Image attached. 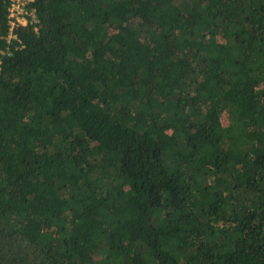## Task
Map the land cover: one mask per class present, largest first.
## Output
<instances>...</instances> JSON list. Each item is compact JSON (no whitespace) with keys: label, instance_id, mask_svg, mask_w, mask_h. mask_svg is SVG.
Returning a JSON list of instances; mask_svg holds the SVG:
<instances>
[{"label":"trees","instance_id":"16d2710c","mask_svg":"<svg viewBox=\"0 0 264 264\" xmlns=\"http://www.w3.org/2000/svg\"><path fill=\"white\" fill-rule=\"evenodd\" d=\"M10 4L0 264H264V0Z\"/></svg>","mask_w":264,"mask_h":264},{"label":"built area","instance_id":"2783aa9c","mask_svg":"<svg viewBox=\"0 0 264 264\" xmlns=\"http://www.w3.org/2000/svg\"><path fill=\"white\" fill-rule=\"evenodd\" d=\"M35 0H11L9 7V35L8 39H16L15 30L21 26H27L29 23L33 24L37 22L34 11L30 12L28 7L34 3ZM32 18V21L29 20Z\"/></svg>","mask_w":264,"mask_h":264}]
</instances>
